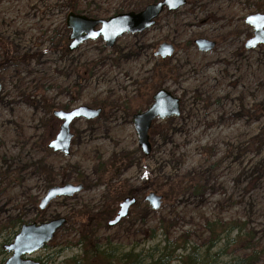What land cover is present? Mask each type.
Segmentation results:
<instances>
[{
	"label": "rangeland",
	"instance_id": "obj_1",
	"mask_svg": "<svg viewBox=\"0 0 264 264\" xmlns=\"http://www.w3.org/2000/svg\"><path fill=\"white\" fill-rule=\"evenodd\" d=\"M157 1L0 0V35L15 57L30 59L0 68V247L17 220L64 217L67 224L33 259L64 264L80 255L86 226L100 248L119 255L153 254L166 240L204 253L215 222L245 223L264 250V45L245 48L253 36L245 19L264 14V0H189L112 48L99 39L68 50L70 13L108 19ZM199 38L217 46L200 52ZM165 42L176 53L162 60L155 53ZM161 89L181 100V114L153 123L146 157L133 116ZM80 106L103 113L71 125L69 156L48 149L61 125L52 112ZM192 177L201 179L196 188L165 196ZM81 183V193L39 209L51 187ZM150 193L164 197L157 211L145 201ZM127 197L138 202L109 227ZM103 213L111 215L107 223H91ZM249 254L233 247L227 259Z\"/></svg>",
	"mask_w": 264,
	"mask_h": 264
},
{
	"label": "water",
	"instance_id": "obj_2",
	"mask_svg": "<svg viewBox=\"0 0 264 264\" xmlns=\"http://www.w3.org/2000/svg\"><path fill=\"white\" fill-rule=\"evenodd\" d=\"M187 5V0H163L150 4L139 12H126L111 16L108 19H92L84 15L70 13L67 17V28L71 31L68 50L73 52L89 40H99L108 48L116 45L117 41L126 34H138L148 31L156 24V20L167 10L176 12ZM246 23L252 27L253 36L246 44L247 50L256 49L264 45V14L257 13L246 17ZM194 45L200 52L209 53L216 47V42L207 38L195 40ZM175 46L171 43H162L156 52V56L165 60L175 53ZM2 85L0 83V93ZM101 108L80 106L69 111L55 110L52 115L61 121L56 137L48 144V149L55 153L69 156L72 148L74 134L71 125L76 120L91 121L102 114ZM181 114V100L171 92L161 89L157 91L149 108L133 116L135 130L139 138V146L146 157L152 152L150 142V130L156 120H165L179 117ZM84 190L83 184H65L51 187L39 204V209L45 211L56 199L73 197ZM153 210H159L164 197L156 193L146 196ZM137 199L127 197L119 205V210L114 219L108 222L109 227L117 226L123 219L129 216L131 208ZM67 224V219L60 217L43 223L23 224L13 242L4 247L10 255L3 264H41L32 260L31 257L42 251L55 237V235Z\"/></svg>",
	"mask_w": 264,
	"mask_h": 264
},
{
	"label": "trees",
	"instance_id": "obj_3",
	"mask_svg": "<svg viewBox=\"0 0 264 264\" xmlns=\"http://www.w3.org/2000/svg\"><path fill=\"white\" fill-rule=\"evenodd\" d=\"M0 50L2 51L0 68L11 63H21L30 60L23 56L15 57L10 44L1 37ZM161 63L163 65L164 61ZM200 180L199 177L185 178L183 181L167 187L164 194L167 198L171 197V194L178 197L186 190L192 187L196 188ZM131 195L134 196V194ZM96 216L98 217H95V220L91 219V223L97 221L96 223L98 224H105L111 217V215L104 213ZM22 224V221L17 220L10 226V233L3 240V245L0 247V264H3L6 260L5 256L7 253L4 250V246L9 245L14 240ZM209 230L211 233V245L204 253H200L198 248L189 250L184 246L175 247L169 240H166L163 247L156 246L152 249L153 254L143 255L142 253L130 251L119 255L116 250L100 248L89 236L86 226L82 231L80 241L82 246L81 254L69 259L64 264H173L175 261H178L179 264H264V250L258 249L256 243L253 242L255 235L253 231L247 233L245 223L215 222L209 225ZM1 232L2 229L0 230V235ZM233 247L238 250L249 251L250 254L228 260L227 257L230 256L228 255V250ZM216 248L218 249L217 252L211 253V249ZM178 251L182 252V254L177 255Z\"/></svg>",
	"mask_w": 264,
	"mask_h": 264
},
{
	"label": "flooded vegetation",
	"instance_id": "obj_4",
	"mask_svg": "<svg viewBox=\"0 0 264 264\" xmlns=\"http://www.w3.org/2000/svg\"><path fill=\"white\" fill-rule=\"evenodd\" d=\"M161 1H163V0H159V1L155 2V3H158V2H161ZM187 2H188V0H187ZM143 9H144V8H143ZM143 9H140V10H138V11H134V12H139V11H141V10H143ZM165 12H169V11L166 10ZM169 13H171V12H169ZM160 17H161V16H160ZM160 17H159V18H160ZM159 18H158V19H159ZM158 19H157V20H158ZM156 23H157V21H156ZM66 25H67V22H66ZM155 25H156V24H155ZM0 37H1L2 39H4L1 35H0ZM4 40H5V39H4ZM68 40H69V42H70V37H69ZM216 46H217V45H216ZM35 260H38V261L41 262V260H39V259H35Z\"/></svg>",
	"mask_w": 264,
	"mask_h": 264
}]
</instances>
